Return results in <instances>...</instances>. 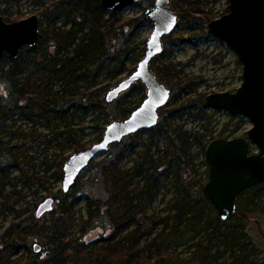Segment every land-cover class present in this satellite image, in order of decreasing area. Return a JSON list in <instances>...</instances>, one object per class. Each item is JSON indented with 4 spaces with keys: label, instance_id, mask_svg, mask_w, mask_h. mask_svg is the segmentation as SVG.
Instances as JSON below:
<instances>
[{
    "label": "trees",
    "instance_id": "1",
    "mask_svg": "<svg viewBox=\"0 0 264 264\" xmlns=\"http://www.w3.org/2000/svg\"><path fill=\"white\" fill-rule=\"evenodd\" d=\"M22 1L0 0V13L5 21L12 19L13 12L9 10ZM181 1L183 5L187 4L186 0ZM32 2L39 6L40 13L37 46L25 47L28 52L21 53L22 49L18 58L12 57L5 62L3 55L0 59V77L8 82L11 89L6 95L9 103L0 102V127L14 117L33 122L49 130V133L35 136L34 140L44 136L45 141L52 145L54 140L64 136L73 144L76 153L87 149L91 143L84 140V124L89 115L95 118L96 141H100L108 124L127 119L140 106L132 105L130 101L135 91L140 90L145 96L146 87L140 81L112 102L107 101L106 94L112 89L113 82H119L125 74H132L137 69L134 67L136 63L145 56L135 52L132 40L150 21L145 13L128 17L121 11L109 12L102 0ZM166 53L164 50L150 64L152 72L172 93L167 105L160 109V117L162 112L166 115L155 128L129 135L124 139L129 144H124V140L114 144L119 149L118 153L101 169L108 198L100 203L90 201L89 218L84 221L87 224L105 213L112 217L116 233L122 234L133 228L130 236L134 243L128 242L123 247L96 248L85 240L78 242L73 236L77 197L71 198L70 192H60L54 197L60 202L53 210L52 218L44 220L45 216H31L32 222L22 227L20 223L13 222L0 236V264H133L135 256L153 251L155 256L148 257L147 264H264V257L244 229L247 216L252 213L264 215V183L239 195L237 213L228 221L220 219L210 198L202 196L205 183L197 184L200 182L192 176L190 166L194 159L193 149L201 147L205 153L207 143L215 139L211 117L199 99L186 98L192 93L193 83L182 85L183 71H178L177 65L162 61ZM56 87L58 89L55 90ZM176 89L178 93H173ZM112 104L115 108L109 111ZM75 116L79 118L78 124L65 123L60 125L61 131L50 130L56 119L67 121ZM185 116H193V122L199 121V126L189 127L176 122ZM142 133L149 134L148 143L141 142ZM140 144L147 150L140 153L139 160L128 172L121 170V158L130 147L136 150ZM153 148L156 153H151ZM60 157L62 167L54 177L63 179V166L69 156ZM10 166H0V217L14 210V205H9L14 191H7L12 183L7 172ZM173 173L182 180L173 199V214L162 219L148 216L146 208L157 198L161 178ZM127 177L136 180L131 192L128 189L132 179L128 182ZM27 178L34 185L44 187L42 180L35 175ZM161 226L162 230L156 233ZM201 234L204 235L202 240L188 245ZM31 239L36 243L43 240V246L38 242L42 251L32 253L25 262L19 255L31 251ZM181 246L186 247L184 253H189L188 258L177 253ZM45 256L49 260L43 262ZM145 263L140 261L138 264Z\"/></svg>",
    "mask_w": 264,
    "mask_h": 264
},
{
    "label": "rangeland",
    "instance_id": "2",
    "mask_svg": "<svg viewBox=\"0 0 264 264\" xmlns=\"http://www.w3.org/2000/svg\"><path fill=\"white\" fill-rule=\"evenodd\" d=\"M156 0H144L135 4L134 6L126 7L121 10V13L128 17L140 16L146 12L147 9L154 6ZM187 4L183 5L181 0H171V7L177 14L178 23L175 31L163 40V50L168 53L162 58L165 64L171 63L177 65V70H182V85L193 83L191 95L186 98L193 97L199 99L215 92L221 93L223 91H230L234 93L238 87L241 86L243 80L241 79L243 68L233 47L219 37H216L209 32V22L219 19L223 14L229 12V0H186ZM191 2L190 5L188 3ZM38 5L36 6L32 0H24L16 7L10 9L13 12L12 19L7 22H17L18 20L26 19L29 16L37 15L40 17ZM0 7V11H1ZM184 10V12H181ZM4 17V15H3ZM5 18V17H4ZM153 31L152 22H148L138 31L134 37L132 46L135 47V52L145 54L147 38ZM27 48H24L21 53H27ZM5 62L12 59L9 55L3 56ZM1 61V60H0ZM138 63V62H137ZM137 63L134 67H137ZM1 76V74H0ZM128 76L127 74L119 78V82ZM119 82H113L112 89H114ZM58 89L57 87L55 90ZM111 89V90H112ZM8 82L0 77V102L8 104L9 100L6 98L10 91ZM108 93V92H107ZM173 93H178L173 91ZM130 98L132 105H140L146 98L144 94L138 90L135 91ZM26 104V101H24ZM115 108L114 104L109 109L112 111ZM210 115V123L212 132L216 137L233 139L236 137H243L247 139V131L252 128V122L241 115H233L227 110H211L207 109ZM108 111V110H107ZM163 112L160 120L164 119ZM94 116L89 115L85 120L86 136L84 140L91 142L89 146L97 143L96 137L98 131L95 128ZM194 121V117L185 116L183 120H177V123H185L189 127L199 126V121ZM78 124L79 118L76 116L68 120L56 119L51 125L50 130L61 131L60 125L65 123ZM103 122V119L100 123ZM203 124V123H200ZM14 132L15 135H12ZM54 132V131H53ZM49 133L46 128L39 127L33 122L19 120L16 117L6 121L0 127V166H10L7 170L9 179L12 183L7 187V191H14L9 199V205H14V210L8 211L0 217V236L7 230L11 223H20L23 225L32 222L31 216H35L38 205L47 197H56L62 192V179L54 177L60 167V155L71 156L74 154L73 144L69 140H65L64 136L54 140L52 145H49L43 137L35 138L37 135ZM141 142H149V134H141ZM124 144H129L124 140ZM88 146V147H89ZM147 147L140 144L136 150L130 147L128 153L122 157L119 167L121 170L128 172L130 168L139 160L140 153L145 152ZM119 149L112 145L107 153L101 154L93 160L88 168L80 175L77 186L72 188L70 193L71 198L77 197V206L75 207V215L77 221L73 230V236L78 242L85 240L89 246L94 247H120L128 242L134 243L135 240L130 236L133 228L127 229L122 234L115 232L112 217L105 213H101L93 218L89 223H84L89 218L88 203L94 201L100 203L106 201L108 192L105 189V181L101 171L104 165L109 164L114 155L118 153ZM252 152H256L257 148L252 146ZM155 148L151 153H156ZM193 162L191 167V174L201 183H205L206 175L209 174L210 166L206 164V155L201 147H195L192 151ZM51 165V168L48 167ZM36 176L42 180L44 187L34 185L32 180L27 177ZM132 179L128 191L134 189L135 179L127 177L128 182ZM160 192L154 202L147 206L146 211L148 216H156L160 219L167 214H173L174 197L177 192V187L182 181L175 173L161 178ZM209 179V178H208ZM181 180V181H180ZM36 191V192H35ZM202 196L204 192H202ZM264 196V195H263ZM206 197V196H205ZM264 204V197L262 199ZM60 199L55 201V209L58 208ZM102 207V206H100ZM13 211V212H12ZM104 211V209H103ZM53 217V211L47 213L44 220ZM244 229L246 230L249 239L257 245L260 250L261 257H264V215L252 213L244 220ZM162 230V226L156 230V233ZM105 238V239H103ZM204 235L201 234L195 241H190L188 245H193L198 240H202ZM145 237L140 243L142 247ZM38 242L43 246V240ZM37 242V243H38ZM36 244L34 240H30L31 251L27 250L19 255L25 262L30 259L31 254L35 253L33 246ZM185 246L177 248V253L180 257L188 258L189 253L186 254ZM172 249V246H171ZM183 252V253H182ZM144 256V257H143ZM155 256L152 253L135 256L133 264H138L140 261H146L148 257ZM48 256L42 258V261H48ZM153 262V260H152ZM72 264V262L68 263Z\"/></svg>",
    "mask_w": 264,
    "mask_h": 264
},
{
    "label": "water",
    "instance_id": "3",
    "mask_svg": "<svg viewBox=\"0 0 264 264\" xmlns=\"http://www.w3.org/2000/svg\"><path fill=\"white\" fill-rule=\"evenodd\" d=\"M144 0H102L109 12H119ZM227 14L209 22V32L233 47L242 64L243 80L234 93L215 92L202 98V107L227 110L233 115L247 117L253 124L247 139L216 137L207 143L205 155L210 166L209 179L203 186L204 195L210 198L223 221L237 213L239 195L264 183V0H229ZM152 22L153 31L146 39V53L137 69L106 94L108 102L116 100L137 81L146 87V98L127 119L107 125L102 140L69 156L63 166L62 192L67 194L76 185L80 175L99 155L142 130L155 128L160 120V109L172 95L150 68L151 60L163 50V37L173 33L178 23L171 0H156L145 12ZM40 17L32 15L17 22L5 21L0 13V59L5 54L18 58L25 47H35L40 38ZM1 116V114H0ZM257 148L256 152L250 150ZM54 197H47L36 209L35 217L43 218L55 209ZM35 253L41 245L33 246Z\"/></svg>",
    "mask_w": 264,
    "mask_h": 264
},
{
    "label": "bare ground",
    "instance_id": "4",
    "mask_svg": "<svg viewBox=\"0 0 264 264\" xmlns=\"http://www.w3.org/2000/svg\"><path fill=\"white\" fill-rule=\"evenodd\" d=\"M143 59V58H142Z\"/></svg>",
    "mask_w": 264,
    "mask_h": 264
}]
</instances>
